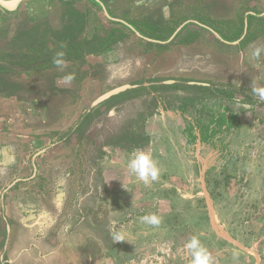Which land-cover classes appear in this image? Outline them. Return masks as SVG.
I'll list each match as a JSON object with an SVG mask.
<instances>
[{"label": "rangeland", "instance_id": "374dc122", "mask_svg": "<svg viewBox=\"0 0 264 264\" xmlns=\"http://www.w3.org/2000/svg\"><path fill=\"white\" fill-rule=\"evenodd\" d=\"M73 2L81 0L60 5L67 10ZM86 3L82 7L101 12ZM17 11L6 13L5 30L21 26ZM134 11L139 17L140 9ZM100 19L101 30L117 25L102 14ZM211 21L182 23L156 45L131 31L93 76L100 94L148 86L152 78H189L239 86L236 98H204L194 109L180 110L171 105L182 93L148 89L95 108L71 146L83 160L85 181L83 190L76 182L74 194L92 205L82 207L83 222L76 217L74 226L73 206L59 207L63 237L75 233L74 240H59L58 249L44 246L43 256L30 264H264V83H254L256 70L242 68L258 58L264 69V33L256 30L264 22L254 21L241 43L233 39L240 24ZM8 35H0V47ZM241 77L245 85L235 82ZM92 100L84 98V105ZM222 113L234 115L230 125L214 123Z\"/></svg>", "mask_w": 264, "mask_h": 264}, {"label": "crops", "instance_id": "0c3cea01", "mask_svg": "<svg viewBox=\"0 0 264 264\" xmlns=\"http://www.w3.org/2000/svg\"><path fill=\"white\" fill-rule=\"evenodd\" d=\"M61 1H20L16 8L22 24L7 30L10 10L0 6V35H18L10 47L15 55L11 71L0 79V264H30L43 256L44 246L51 249L54 243L58 249L59 240H74L75 233L63 237L67 230L60 226L59 207L73 206L74 226L76 217L83 222L82 207L92 204L74 194L76 182L83 190L85 181L83 160L71 146L78 144L96 109L111 107L109 98L121 92L100 100L109 91L100 94L93 70L111 59L112 50L131 31L156 45L162 39L151 35L173 37L180 24L199 25L204 17L208 23L235 21L244 38L248 17H264V0H111L114 6L109 0H91L101 12L82 7L86 0L63 10ZM136 7L141 13L137 19L132 16ZM101 14L116 27L101 30ZM256 30L264 33V28ZM117 32L124 36L118 38ZM5 45L0 48L7 50ZM254 59L244 61L242 68L256 70L254 83L261 85L262 61ZM68 67L74 68L67 72ZM235 82L245 85L246 80ZM85 83L94 84L95 90H87ZM84 98L93 100L85 106Z\"/></svg>", "mask_w": 264, "mask_h": 264}, {"label": "trees", "instance_id": "16d2710c", "mask_svg": "<svg viewBox=\"0 0 264 264\" xmlns=\"http://www.w3.org/2000/svg\"><path fill=\"white\" fill-rule=\"evenodd\" d=\"M257 20L259 22H264V17H261V18L254 17V16L248 17V29H247V33L244 35V38H241L243 29L241 28L242 25H240V28H238V30L234 33L235 37L233 39L234 40L239 39V41L243 43L244 40L249 38L247 37L249 33L252 32L249 30V26L251 25V23ZM233 22L236 23L235 21ZM132 24L136 26L137 30H139L137 23H132ZM212 28L219 34L225 33V32H222L223 30L220 28H217L214 26ZM113 32L111 34H113ZM117 33H118V38H121L124 36L121 32H117ZM193 34L194 36L197 35L196 32ZM64 35L66 37L69 36L67 33H65ZM17 36H18L17 34L13 36L12 34L9 33V35L7 36L6 42H5V44H7L8 46V49L4 50L5 52L0 54L1 56L0 57V79L1 80L4 75L8 74L11 71L12 61H13V58H15V55L11 53L10 47H11V43L17 39ZM151 36L156 37L158 39H163L164 37L163 35L161 37L158 34L156 36L154 35H151ZM224 37L227 38L226 36ZM227 39H230V38H227ZM109 42L110 41H108L106 44L108 45ZM6 83L7 82L2 81V85L6 86ZM148 83H149L148 86L143 85V82L133 84L131 88H127L121 91L120 93L110 97L108 102L110 101L115 102L118 98L125 99V98L136 97L141 94H146L148 89H152L153 91L157 93L176 91V92L182 93V95L178 97V100L176 101L177 104H173L171 105V107L180 109V110H191V109H194L196 104L199 103L204 98L208 100L209 98L217 97L223 100H233L236 98V94L238 93V90L241 89L239 86L230 85V84H226L223 82H216V81H210V80L199 82V81L192 80L189 78H163V79L152 78L151 80H148ZM163 98H167V95H163ZM233 119H234L233 114L229 115V117H226V114L222 113L216 117L214 123L218 124V126L220 125L228 126L232 123ZM195 124L197 127L199 126L200 122L198 119H196ZM204 129H206V127Z\"/></svg>", "mask_w": 264, "mask_h": 264}, {"label": "water", "instance_id": "95a60500", "mask_svg": "<svg viewBox=\"0 0 264 264\" xmlns=\"http://www.w3.org/2000/svg\"><path fill=\"white\" fill-rule=\"evenodd\" d=\"M20 1H22V0H0V6L3 7L4 9H7V10H13L14 8H16L18 3H20ZM122 90H124V88H121V87L115 88V89L109 91L108 93H106L105 95H103L100 98V100H103V99L109 97L110 95L116 94Z\"/></svg>", "mask_w": 264, "mask_h": 264}]
</instances>
